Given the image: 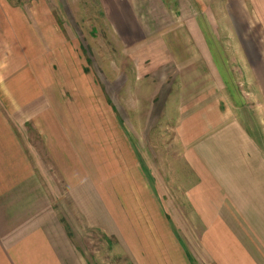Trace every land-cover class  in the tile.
Here are the masks:
<instances>
[{"label": "crops", "instance_id": "crops-1", "mask_svg": "<svg viewBox=\"0 0 264 264\" xmlns=\"http://www.w3.org/2000/svg\"><path fill=\"white\" fill-rule=\"evenodd\" d=\"M100 1L120 57L151 63L105 93L116 147L105 118L95 136L86 112L54 109L35 115L41 152L0 110V264H89L73 211L134 264H264V51L236 30L239 1L207 12L195 0L176 29L166 26L184 0ZM147 4L144 19L136 6ZM8 7L0 0L2 21ZM230 24L241 43L224 48L216 38L222 26L233 37Z\"/></svg>", "mask_w": 264, "mask_h": 264}, {"label": "rangeland", "instance_id": "rangeland-1", "mask_svg": "<svg viewBox=\"0 0 264 264\" xmlns=\"http://www.w3.org/2000/svg\"><path fill=\"white\" fill-rule=\"evenodd\" d=\"M238 1L241 21L236 30L244 36L240 38L246 47L253 45L264 51V0ZM194 2L184 0L179 6L175 5V21L171 22L173 25L168 22L171 25L166 27L174 26L176 29L180 24L177 20L182 13L179 14L180 8L194 13ZM228 2L202 0L198 7L202 11L205 8L207 12L210 9L217 11L218 8L226 11ZM8 3V8L12 10L5 15L8 21L0 19V110L13 114L16 129L19 126L21 134L27 136L37 149L42 146L35 128V115L44 110L50 114V110L54 109L86 112L89 124L95 126V136L102 135L96 132L105 118V123L111 126V146L116 147L120 122L111 106L112 101H108L105 93L109 88L116 92L120 78L125 79L126 75L141 76V71L149 67L150 58H141L142 53L138 52L128 53L138 56V61L130 59L128 54L126 59L120 57L124 41L112 31L100 0H8ZM147 5L136 6L144 19V14L152 8ZM147 23L150 22L143 21V25ZM163 23L167 24L166 21ZM229 27L233 37L222 26L223 33L216 38V43L224 48L241 43L234 26ZM130 39H139L133 45L142 49L149 42L142 37ZM147 39L162 40L161 37ZM167 39L176 44L185 42L178 36ZM233 56L229 53L228 60L240 67L239 63H234ZM234 72L240 80L246 79L243 77L244 69H234ZM254 88L257 87L245 85V89L255 97ZM129 140V146L135 148L134 139ZM79 147L82 154L81 148L85 145ZM72 216L76 242L87 255L89 264H134L130 255L114 239H108L101 229L88 226L80 212L73 211Z\"/></svg>", "mask_w": 264, "mask_h": 264}]
</instances>
